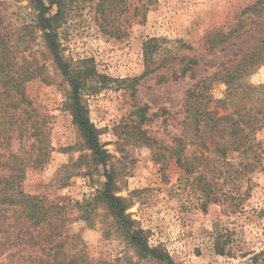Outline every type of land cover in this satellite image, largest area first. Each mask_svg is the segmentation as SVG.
<instances>
[{"label": "rangeland", "instance_id": "374dc122", "mask_svg": "<svg viewBox=\"0 0 264 264\" xmlns=\"http://www.w3.org/2000/svg\"><path fill=\"white\" fill-rule=\"evenodd\" d=\"M259 2L257 11L246 12ZM0 14L15 34L32 24L34 10L28 0H0ZM64 30L66 59L92 60L97 72L94 86L82 97L108 154L107 165L97 163L75 125L66 106L72 87L36 33L31 48L44 71L26 85V94L47 120L45 145L50 148L42 167L27 168L22 189L51 209L52 224L66 238V252L92 263L167 264L132 243L129 232L139 231L151 249L168 255L174 264H264V131L257 135L263 145L262 165L243 186L242 192L250 188L249 197L238 209L209 204L204 210L198 184L173 156L174 140L187 128L188 91L258 46L264 37V0H154L146 20L121 40L100 33L86 15L73 16ZM220 36L228 40L209 52L206 40ZM152 39L156 42L149 46L153 59L147 72L144 47ZM193 58L199 65L180 77L185 60ZM247 81L264 86V64ZM225 90L214 84V100H221ZM5 92L0 87V94ZM33 143L24 146L16 135L11 151L28 161L40 154ZM107 190L121 198L132 230L116 218L104 198ZM16 211L0 206V242L11 238L17 243L2 252L0 264L34 263L41 256V237L49 231L46 224L34 225ZM218 235L229 241L230 255L215 252Z\"/></svg>", "mask_w": 264, "mask_h": 264}, {"label": "trees", "instance_id": "16d2710c", "mask_svg": "<svg viewBox=\"0 0 264 264\" xmlns=\"http://www.w3.org/2000/svg\"><path fill=\"white\" fill-rule=\"evenodd\" d=\"M34 10L31 25L13 34L0 14V87L6 92L0 94V206L14 208L32 224L40 221L46 224L41 237V256L31 264H110L92 263L84 256L66 252V238L60 226L52 224L51 209L45 210L42 201L25 193L22 189L27 168L42 167L48 160L50 146H46L48 133L47 120L37 113L32 101L26 94V85L40 77L44 67L35 57L31 45L36 33H41L47 51L54 59L58 69L72 87L70 104L75 125L83 134L89 149L98 164L107 165L108 154L99 144L97 132L90 123L89 112L83 102V92L94 86L97 72L92 60H67L64 55V32L73 16H89L100 33L121 40L128 38L130 30L137 23H143L154 0H28ZM247 8L246 12L257 11V5ZM226 36L220 40H206V47L212 52L214 47L225 43ZM145 44L146 67L149 72L153 50ZM150 54V56H149ZM180 77H185L193 67L199 65L197 59H187ZM264 64V37L255 49L239 59L221 65L210 77L201 79L188 91L185 100L187 117L185 131L174 140L173 156L176 164L187 177H193L198 190L204 198L202 207L221 204L229 209H238L249 197L250 188L242 192L243 186L250 181V175L262 165L263 145L257 139L264 131V86L253 85L247 78ZM176 77V76H175ZM226 87V94L217 101L211 94L214 84ZM214 104L211 110L210 105ZM218 108V110H217ZM144 110V109H143ZM224 112L223 115H220ZM20 137L24 146L34 141L32 147L39 150L36 157L19 158L11 151L12 140ZM145 143L147 137L144 135ZM45 145V146H44ZM40 147V148H39ZM22 149L24 147L22 146ZM111 183L108 177L106 187ZM219 187L218 191L216 188ZM105 200L112 206L116 218L128 225L124 215L125 207L121 198L104 193ZM41 202V204H40ZM33 220H36L33 222ZM216 232H222L216 227ZM130 240L143 254L156 260L174 264L166 254L151 249L142 232H129ZM38 237H31L35 241ZM11 238L0 242V255L12 245ZM26 244V243H23ZM228 240L217 236L215 252L230 255ZM3 249V250H2Z\"/></svg>", "mask_w": 264, "mask_h": 264}]
</instances>
